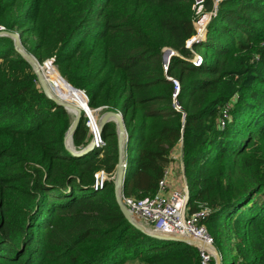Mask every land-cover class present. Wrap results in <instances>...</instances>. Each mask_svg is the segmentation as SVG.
Here are the masks:
<instances>
[{
	"label": "trees",
	"instance_id": "16d2710c",
	"mask_svg": "<svg viewBox=\"0 0 264 264\" xmlns=\"http://www.w3.org/2000/svg\"><path fill=\"white\" fill-rule=\"evenodd\" d=\"M0 23L91 107L123 111L134 129L123 195L156 194L181 144L188 210L207 209L222 264H264V0H0ZM73 120L0 36V264H200L197 246L132 224L114 178L93 187L116 172V122L75 155ZM91 139L83 114L72 140Z\"/></svg>",
	"mask_w": 264,
	"mask_h": 264
},
{
	"label": "built area",
	"instance_id": "2783aa9c",
	"mask_svg": "<svg viewBox=\"0 0 264 264\" xmlns=\"http://www.w3.org/2000/svg\"><path fill=\"white\" fill-rule=\"evenodd\" d=\"M201 2L197 0V4H201ZM216 3H218V0H216ZM206 15H204V17ZM202 19L201 21L204 20ZM205 27L207 29V25ZM7 29L8 28L6 27V25L0 23V32H4ZM204 29L202 30L204 31ZM203 31H201L200 33L198 30L197 36L200 37L201 35H203L205 33V31L204 33ZM165 53H167V55H171V51L169 49H165ZM49 62L55 65L54 58L46 60L44 64H47ZM43 71L45 73L44 66ZM175 89L176 92H178L180 89L178 82H176ZM88 104L89 103L87 102L86 106L84 107L86 124L90 129L92 138L95 139V147H101L106 142L105 138L100 132L101 115L99 116V114L103 107L92 108L90 105L88 106ZM118 112L124 115L123 111L119 110ZM166 175L161 180L160 189L156 194L143 198L123 195L124 202L130 208L135 217L140 219L148 226H152L153 229L161 232L189 235L190 237L200 241L202 245L197 246L201 255L200 264H212V261L215 260V239L207 229L206 225L201 222V218L206 213L207 209H204L202 211L189 212L187 206L189 198L188 186L176 190L171 197L164 196L162 194V190L166 186ZM95 176L96 179L93 183V187L95 189H101L104 187L105 181L108 178H114L115 174L110 175L105 171H99L95 174Z\"/></svg>",
	"mask_w": 264,
	"mask_h": 264
},
{
	"label": "water",
	"instance_id": "95a60500",
	"mask_svg": "<svg viewBox=\"0 0 264 264\" xmlns=\"http://www.w3.org/2000/svg\"><path fill=\"white\" fill-rule=\"evenodd\" d=\"M204 29V28H203ZM203 31V30H202ZM2 35H8L14 39V46L15 49L21 53L33 66L37 77L39 79V82L45 91V93L52 98L57 104L64 106L69 111L75 114L74 120L67 131L65 135V143L67 148L75 155H82L85 154L95 147V139L92 138L91 141L82 149H77L76 145L73 143L72 136L75 132L76 128L78 127L81 118L84 114V108L80 105L75 104L73 101L67 99L66 97L59 95L55 93L50 86L47 77L43 71V64L31 53L29 52L21 39V33L19 31L15 30H9L7 29L4 32H0V36ZM196 35L193 39H191L189 42L197 38ZM165 54V53H164ZM170 54H168V59L166 61H169ZM65 79V78H64ZM65 81L72 86L73 88L83 92L86 95L87 102L89 100L88 95L83 91L82 89L74 87L71 83H69L66 79ZM114 120L116 122V132L118 135V147H119V156H118V163L117 168L114 176V184H115V193L117 200L120 204L121 209L123 210L126 217L129 219V221L134 224L139 229L143 230L144 232L148 233L149 235H152L159 239H166V240H178L183 241L195 246H200L202 243L189 235L179 234V233H167V232H161L155 229L150 228L147 224L142 222L140 219L135 217L130 210V208L126 205V203L123 200V193H122V187L125 179V173H126V149H127V142L129 141V133L126 128L125 118L124 115H122L118 111H112L108 110L101 114L100 116V132L102 134V131L107 124L108 121ZM215 253V264H222V255L217 247L214 248Z\"/></svg>",
	"mask_w": 264,
	"mask_h": 264
},
{
	"label": "crops",
	"instance_id": "0c3cea01",
	"mask_svg": "<svg viewBox=\"0 0 264 264\" xmlns=\"http://www.w3.org/2000/svg\"><path fill=\"white\" fill-rule=\"evenodd\" d=\"M173 156L174 159L169 164L167 170L166 186L162 190V194L166 197H171L176 190L187 186L181 144L175 148Z\"/></svg>",
	"mask_w": 264,
	"mask_h": 264
},
{
	"label": "bare ground",
	"instance_id": "6f19581e",
	"mask_svg": "<svg viewBox=\"0 0 264 264\" xmlns=\"http://www.w3.org/2000/svg\"><path fill=\"white\" fill-rule=\"evenodd\" d=\"M165 55L168 58L167 53ZM44 69H45V75L47 77L48 82L50 83L52 89L57 94L62 95L69 100H72L75 104L82 105L83 108L86 106V104H87L86 95L83 92H81V91L73 88L72 86H70L65 81V79L61 76V74L59 73V71L55 65H53L51 62H49L47 64H44ZM78 92L80 93L81 96H83L82 103H80L79 100H77V98L74 97V96L79 95ZM88 106H89V104H88Z\"/></svg>",
	"mask_w": 264,
	"mask_h": 264
},
{
	"label": "rangeland",
	"instance_id": "374dc122",
	"mask_svg": "<svg viewBox=\"0 0 264 264\" xmlns=\"http://www.w3.org/2000/svg\"><path fill=\"white\" fill-rule=\"evenodd\" d=\"M200 2L202 1V0H199ZM202 3V2H201ZM201 10H202V5H199L198 7H197V10H196V14L197 15H199L200 13H201ZM204 15H206V14H204ZM204 15L202 14L200 17L198 16L197 18H195V24H196V26H197V29L199 30V32L201 33V31H202V29L208 24V22L210 21V18H211V14H207L205 17H204ZM202 17H203V19H202ZM201 19L203 20V21H201ZM205 29H206V27H205ZM205 29H204V31H205ZM204 31H203V33H204ZM202 33V34H203ZM198 35H200V34H198ZM165 53V52H164ZM165 55V54H164ZM166 56V55H165ZM168 59V58H167ZM166 59V60H167ZM41 64H43L44 65V63H41ZM56 66V65H55ZM57 68V67H56ZM79 93V92H78ZM75 97H77L78 99H79V102L80 103H82V101H83V96H81L80 95V93H79V95L78 96H75ZM72 101V100H71ZM77 105H80V104H77ZM80 106H82V105H80ZM83 107V106H82ZM93 108V107H92ZM102 114V112L100 111V114H99V116ZM74 117H75V115H74ZM127 124H128V126H127V131H128V133H129V141L127 142V149H126V153H127V157H129V155H133V146H134V129H133V126H132V124L129 122V121H127ZM95 148H98V147H95ZM127 157H126V159H127ZM125 159V160H126ZM134 170L135 169V166H134V164L132 165V167L130 168V170ZM150 228H152L153 229V227L152 226H149ZM223 252H224V257H225V259H227V261L229 260V253H228V247H225L224 249H223Z\"/></svg>",
	"mask_w": 264,
	"mask_h": 264
},
{
	"label": "clouds",
	"instance_id": "9594fccd",
	"mask_svg": "<svg viewBox=\"0 0 264 264\" xmlns=\"http://www.w3.org/2000/svg\"><path fill=\"white\" fill-rule=\"evenodd\" d=\"M126 128H127V126H126ZM95 148V147H94ZM127 157V156H126Z\"/></svg>",
	"mask_w": 264,
	"mask_h": 264
}]
</instances>
